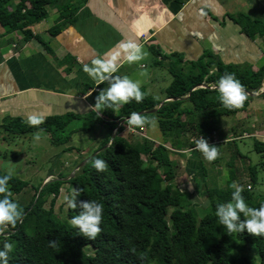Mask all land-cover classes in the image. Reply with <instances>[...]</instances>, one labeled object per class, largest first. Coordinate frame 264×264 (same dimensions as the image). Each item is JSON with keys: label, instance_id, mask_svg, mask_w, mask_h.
Here are the masks:
<instances>
[{"label": "trees", "instance_id": "1", "mask_svg": "<svg viewBox=\"0 0 264 264\" xmlns=\"http://www.w3.org/2000/svg\"><path fill=\"white\" fill-rule=\"evenodd\" d=\"M86 1L0 0V25L7 34L20 32L26 41L37 39L49 51L50 47L33 33L31 26L47 19L49 8L55 7L59 19L49 31L56 36L75 23ZM234 19L250 38L264 36L262 20L245 15ZM71 71L72 66L67 69L68 73ZM225 73H234L247 93H259L264 88V66L254 71L249 67L225 64L208 54L185 71L174 67L173 81L164 90L166 97L172 100L161 107L162 100L146 95L142 103L132 101L122 105L118 113L104 109L101 115L95 111L84 117L75 113L53 115L45 118L38 128L30 127L22 117L8 118L1 127L9 133L22 135L40 130L49 134L56 146L67 143L69 134L94 130L98 123H105L108 133L101 145L78 165L85 162L74 176L69 175L68 181L63 180L68 176L60 175L45 185L44 180L34 187L35 194L22 209V221L15 228L9 226L0 235V250L5 243L13 244L9 264H256L246 254L231 255L235 250L245 251L249 246L256 247L261 264H264V235L253 236L246 230L227 233L215 215L217 204L231 201L234 190L230 185L233 182L243 187L242 195L250 207L259 208L264 204V196L256 195L252 190L257 183L259 165H249L250 188L233 169L224 189H207L210 203L204 215L198 211L202 208L191 204L188 194L176 185L179 165L174 156L183 147L196 148V141L191 136L197 140L203 137L212 143L221 118L245 111L254 98L248 95L241 109L225 108L216 90L217 81ZM92 88L89 85L85 93ZM155 108H158L156 112L143 115L158 123L163 142L156 144L146 137L133 142L131 136L121 135L128 128L126 121L132 112ZM81 119L88 127L64 134L73 121ZM114 133L116 137L105 148ZM254 149L262 155L260 166L264 168V141L256 138ZM97 158L107 162V171L98 172L92 166V161ZM234 161L236 159H230L227 166L231 167L229 164ZM6 174L0 171V176ZM67 183L73 192L79 190L77 204L88 200L103 204L102 232L94 240L84 237L71 223V218L80 213L79 207L73 210L68 205L67 219L60 218L55 211L62 187ZM29 185L27 180L12 175L10 199L15 202V196ZM49 197L52 200L47 208ZM241 219H244L243 214ZM51 241L56 242L55 246ZM87 248H92L93 253H88Z\"/></svg>", "mask_w": 264, "mask_h": 264}, {"label": "crops", "instance_id": "2", "mask_svg": "<svg viewBox=\"0 0 264 264\" xmlns=\"http://www.w3.org/2000/svg\"><path fill=\"white\" fill-rule=\"evenodd\" d=\"M49 14H54L58 23V10L52 8ZM238 15L264 22V0H87L75 23L56 36L49 31L52 27H42L46 19L31 26L33 33L50 47V52L37 39L26 41L20 32L11 33L17 38L14 41L1 26L0 129H4L1 126L8 118L22 117L26 121L28 115L36 112L47 118L68 113L84 117L95 111L91 106L95 104L96 93L107 89L109 84L98 85L84 73L83 66L90 65L98 56H119V70L113 75L138 81L147 95H151L155 87L156 73H160L158 67H163L160 80L165 77L166 89L173 81L174 67L187 69L208 54L225 64L257 71L264 66V36L252 39L246 35L235 22L234 17ZM129 39L142 45L147 53L145 59L127 62L120 44ZM151 60L156 69L140 72L138 66L144 69V62ZM71 66L72 71L68 73ZM165 71L171 77L167 78ZM89 85L93 88L85 93ZM263 91L264 88L253 96L248 108L233 120L221 118L213 134L214 141L209 143L218 147L220 156L211 162L208 170L202 161L204 156L196 148L183 147L174 156L177 163L180 160L178 171L186 167L185 173L176 172V185L188 194L191 204L206 209L209 205L202 206L200 198L206 197L210 203L206 196L207 184L210 183L211 189L224 184L227 176L222 166H227L230 160L220 162L224 157L222 151L231 150L226 145L234 142L231 130L241 127L242 134L238 138L264 141ZM162 92L160 100L163 102L168 98ZM120 107L109 112L118 113ZM128 128L135 132L131 135L133 142L144 137L156 144L164 141L156 121L141 128V132L138 128L134 130L136 127ZM170 145L169 142V148ZM197 179L204 180L203 192H200Z\"/></svg>", "mask_w": 264, "mask_h": 264}, {"label": "clouds", "instance_id": "3", "mask_svg": "<svg viewBox=\"0 0 264 264\" xmlns=\"http://www.w3.org/2000/svg\"><path fill=\"white\" fill-rule=\"evenodd\" d=\"M124 58L128 63H137L145 59L147 53L143 51L142 45L137 41L129 39L120 44ZM119 70V56L96 57L91 60V64H85L83 71L98 85L108 82L109 87L102 89L95 97V104L91 106L100 115L104 109H116L119 106L131 103H142L147 93L141 90L138 81H134L128 76H114ZM216 90L219 92V101L229 109H241L245 106L248 99V93L245 86L234 73H225L217 81ZM44 116L39 112L28 115L26 122L30 127H39L44 123ZM127 125L136 128H143L150 125L152 120L140 113L132 112L126 121ZM35 140H39L37 134ZM196 149L202 153L204 158L213 162L220 156L217 146L210 145L208 141L200 137L196 141ZM92 166L98 172L107 171L108 164L103 159H94ZM12 178V172L0 176V235H2L9 226L15 228L18 222L23 219V211L19 205L14 202L9 190V181ZM230 187L234 190L231 194V201L219 203L216 205L215 215L219 223L226 228L227 233H243L245 230L253 236L264 235V204L259 208L250 207L245 201L242 193L243 187L233 182ZM189 190L191 186L189 185ZM80 196L79 190H74L70 197H65L67 204L73 210L77 207L81 209L80 213L71 218L74 227L79 228L84 237L94 240L101 232L103 220V204L94 201H81L77 204L76 198ZM202 206H208L209 201L206 197L200 198ZM243 214L244 219H241ZM55 241H51L55 246ZM13 251L12 243H5L3 250H0V264H9V254Z\"/></svg>", "mask_w": 264, "mask_h": 264}, {"label": "rangeland", "instance_id": "4", "mask_svg": "<svg viewBox=\"0 0 264 264\" xmlns=\"http://www.w3.org/2000/svg\"><path fill=\"white\" fill-rule=\"evenodd\" d=\"M52 8L55 7H50L49 11H52ZM56 21V16L52 14L45 20V23L42 25V27H53ZM11 37L14 41H17L15 35H11ZM144 64V69H142L141 66H138L140 72L147 73L152 69H156L153 60H151L150 62L145 61ZM177 68L182 69L183 71L186 70L185 67L178 66ZM157 69L163 75V67L160 66ZM160 73H156L157 75L155 76V87H153L151 91V95L159 99L163 98L162 91H164L166 87L164 80L165 77L164 79L160 80ZM164 75L167 76V78L171 77L170 73L166 71ZM234 116L224 117L223 119L233 120ZM84 126L88 127V123H84L82 119L75 120L71 123L68 130L64 134L67 135L69 134L70 130L83 128ZM134 130H136V128ZM133 132L134 131H131L129 128H127V132L124 131L121 135L124 137H128L133 135ZM230 132L231 138L234 137V142H232V144L226 145V147L230 148L231 150L225 148V150L222 151L225 159L223 157L220 163H222L223 161H229L230 159L232 160V158H234V160H237L234 161V164H229L231 167L222 166L227 177L225 178L224 184H218L217 188L224 189L227 186L233 169L234 171H236L237 177L241 179L249 188L250 185H252L249 165H259L257 183L254 184V188H252V190L254 189L253 191L256 195L264 196V168L260 166V163L263 161V157L254 149V142L256 138H238V135L242 134L241 127H239V130L234 129ZM127 133H129L130 135H127ZM37 134L40 136V139L38 141L34 138ZM107 134V125L105 123H98L94 127V130H84L69 134V140L67 143L61 146H56L52 144L51 136L40 130L31 133L27 132L22 135H13L3 128L0 129V171L7 173L11 171L12 175L30 182L28 188H26L21 194L15 196V202L19 205L20 209L22 210L23 207L29 203L30 199L35 194L34 187H38L41 183L44 182V180H53L60 175L68 176L66 177V179H68L69 175H73L76 172L78 165L85 158H87L91 152H93L101 145L102 140L107 136ZM191 137V139L197 141V138H194V136ZM239 154L246 159L240 157ZM241 158L243 160H241ZM202 161L204 163V167L208 170L212 165L211 162L207 161L205 158H202ZM178 163H180L179 159ZM180 171L181 170L178 171V168H176L177 173ZM185 172L186 167H183L181 174ZM50 174H53V176L49 177ZM203 182V179H197L198 186L201 185L199 187L200 192H203V189L205 188ZM209 185L210 183L207 184V187L211 189ZM72 193L73 191L70 185L67 183L62 187L61 194L56 201L55 211L57 215L62 219L68 218V204L65 197H70ZM51 200L52 197H49L47 199V208L50 207ZM197 207L200 208V205H197ZM198 211L200 215H204L206 212L205 209H198ZM87 252L93 253V249L87 248ZM236 254H246L250 256L256 262V264H261L259 253L254 246H249L245 251L241 252L235 250L231 255Z\"/></svg>", "mask_w": 264, "mask_h": 264}, {"label": "water", "instance_id": "5", "mask_svg": "<svg viewBox=\"0 0 264 264\" xmlns=\"http://www.w3.org/2000/svg\"><path fill=\"white\" fill-rule=\"evenodd\" d=\"M200 87H205L204 85H201ZM264 92V91H263ZM262 92V93H263ZM248 95L249 96H256V95H258L257 93H253V92H251V93H248ZM170 100H172V99H167V100H165V101H163L161 104H160V107L165 103V102H167V101H170ZM158 110V108H155V109H153V110H151V111H142V112H140V114H144V113H154V112H156ZM128 120V119H127ZM116 137V135H115V133L113 134V136L111 137V140H110V143L109 144H107L106 146H105V148L106 147H109L110 145H111V143L113 142V140H114V138ZM85 164V162H83L79 167H77V170H79V168L81 167V166H83ZM76 170V171H77ZM72 176H74V174L72 175ZM70 178H68V179H66V178H64L63 180H69ZM49 181H51V180H46L45 182H44V184L43 185H45L46 183H48ZM41 191H42V188L39 190V193H38V196H37V199H38V197L40 196V193H41ZM37 199H36V201H37Z\"/></svg>", "mask_w": 264, "mask_h": 264}, {"label": "built area", "instance_id": "6", "mask_svg": "<svg viewBox=\"0 0 264 264\" xmlns=\"http://www.w3.org/2000/svg\"><path fill=\"white\" fill-rule=\"evenodd\" d=\"M250 188V187H249Z\"/></svg>", "mask_w": 264, "mask_h": 264}]
</instances>
